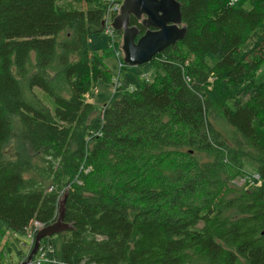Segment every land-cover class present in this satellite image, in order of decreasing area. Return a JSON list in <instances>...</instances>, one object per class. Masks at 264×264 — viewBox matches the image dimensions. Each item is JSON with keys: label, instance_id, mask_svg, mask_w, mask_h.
Instances as JSON below:
<instances>
[{"label": "trees", "instance_id": "trees-1", "mask_svg": "<svg viewBox=\"0 0 264 264\" xmlns=\"http://www.w3.org/2000/svg\"><path fill=\"white\" fill-rule=\"evenodd\" d=\"M177 1L185 36L90 119L113 1L0 0V239L66 192L42 264H264V0Z\"/></svg>", "mask_w": 264, "mask_h": 264}, {"label": "water", "instance_id": "water-1", "mask_svg": "<svg viewBox=\"0 0 264 264\" xmlns=\"http://www.w3.org/2000/svg\"><path fill=\"white\" fill-rule=\"evenodd\" d=\"M131 18L145 29L143 33L140 34L136 25H131ZM110 26L121 32L122 62L130 67L144 65L161 50L181 40L187 32L177 0H122ZM65 197L66 192L58 200L56 219L36 232L32 248L21 264L32 261L43 237L72 229V224L63 219Z\"/></svg>", "mask_w": 264, "mask_h": 264}, {"label": "rangeland", "instance_id": "rangeland-1", "mask_svg": "<svg viewBox=\"0 0 264 264\" xmlns=\"http://www.w3.org/2000/svg\"><path fill=\"white\" fill-rule=\"evenodd\" d=\"M114 35V41L117 42L116 45H120L121 47V33L118 32ZM108 38L109 36L104 31L99 35H91L88 38L89 47L91 49L96 48L99 52H102L103 48L106 46ZM104 63L106 64L108 71L112 76V81L109 83H104L102 81L97 82L92 93L85 96V101L91 103L94 107V110L90 115V119L98 116L103 106L110 100L112 92L116 87L115 84L118 83L126 89H135L143 80L151 81L153 76L151 69L147 66L144 68L142 66L130 67L124 66V64H122L121 68L119 69L117 59L113 55L106 56L104 58ZM11 143L17 144L18 142L16 139H14L11 141ZM11 151L12 146H8L6 153H10ZM243 168L248 173H254L252 163L248 159L243 160ZM238 182L239 184L243 183L242 180H238ZM27 235L28 232L24 236L18 237V239L16 235H5L0 239L1 251L4 250L5 252V246H10V242L13 241L15 246L22 250L23 255L22 257H19V255H17L15 253L16 251L13 249L9 254L6 255V259H0V264H21V262L27 256L28 249L31 245L30 239L27 237Z\"/></svg>", "mask_w": 264, "mask_h": 264}, {"label": "built area", "instance_id": "built-area-1", "mask_svg": "<svg viewBox=\"0 0 264 264\" xmlns=\"http://www.w3.org/2000/svg\"><path fill=\"white\" fill-rule=\"evenodd\" d=\"M112 1H113V5L108 9L104 17V32L109 36L108 43H109V46L113 48V56L117 59L118 66L120 69L123 64L122 62L123 54H122L120 45L117 46L116 45L117 42L114 41V36H115L114 34L116 33V31L112 29V27L110 26V23L112 21L113 14H116L118 12L119 6L122 0H112ZM118 85H119L118 83L115 84V86H118ZM35 225L37 226V228H39L37 223H35ZM27 237L30 239V243H31L28 249V252H29L33 244V239H34L33 230L28 231ZM37 255L38 256L34 257L29 264H42V262L45 261V253L42 250H38Z\"/></svg>", "mask_w": 264, "mask_h": 264}]
</instances>
